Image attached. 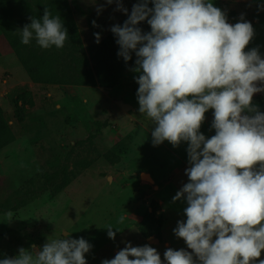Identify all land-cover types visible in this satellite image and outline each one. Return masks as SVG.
<instances>
[{
    "label": "rangeland",
    "instance_id": "1",
    "mask_svg": "<svg viewBox=\"0 0 264 264\" xmlns=\"http://www.w3.org/2000/svg\"><path fill=\"white\" fill-rule=\"evenodd\" d=\"M123 2L130 14L136 0ZM211 2L226 11L231 24L245 14L255 31L245 51L258 47L264 57V10L257 9L264 0ZM104 3L13 0L7 8L19 19L16 42L24 61L9 47L0 27V259L17 255L20 247L34 254L32 245L42 247L47 239L66 238L64 232L93 245L85 254L87 264L114 258L128 241L134 247H155L162 259L169 247L191 251L173 233L177 221L186 220V202H173L172 198L188 182L184 171L188 167L187 143L177 148L167 141L153 146L152 122L138 112V84L133 77L139 73L128 67L115 86L102 84L113 64L122 60L117 55L118 44H108L105 39L111 35L112 25L127 19L113 11L115 4L97 15L96 5ZM45 6L59 8L52 15L60 18L61 9L69 8L74 29H68L62 49H41L34 39L29 45L21 43L20 29L31 22L29 17L41 19ZM94 20L98 26H93ZM139 26L150 31L146 22ZM75 29L78 37H74ZM94 33H100L99 44ZM41 55L54 60L56 74L66 81L32 80L24 62ZM16 87L29 90L34 101L24 121L18 116L24 100L14 94ZM261 95L264 99V93ZM213 111L205 113L200 129L207 138L215 135ZM96 120L104 125L102 132L91 138ZM153 201L164 212L163 242L143 237L136 226L152 209ZM9 212L13 214L11 222L6 221ZM121 215L126 217L122 224L118 223ZM108 225L117 233L115 240L107 235ZM258 259H264V250Z\"/></svg>",
    "mask_w": 264,
    "mask_h": 264
},
{
    "label": "clouds",
    "instance_id": "2",
    "mask_svg": "<svg viewBox=\"0 0 264 264\" xmlns=\"http://www.w3.org/2000/svg\"><path fill=\"white\" fill-rule=\"evenodd\" d=\"M112 4L127 16L110 31L126 65L135 55L129 70L139 73L133 77L138 112L152 122L153 146L187 143L188 182L172 198L186 202V220H178L173 233L191 251L169 247L162 259L155 247L128 241L101 264H264L258 259L264 250V112L253 103L254 94L264 93V57L258 47L245 51L255 35L252 23L244 13L229 23L211 0H136L130 14L123 0H105L97 15ZM29 19L20 29L22 44L65 46L68 30L59 15L45 6L41 19ZM94 36L99 44L100 33ZM210 109L215 135L207 138L200 129ZM12 220L9 212L6 221ZM105 228L115 240L113 226ZM63 235L32 245L34 254L20 247L0 264H87L93 245L72 232Z\"/></svg>",
    "mask_w": 264,
    "mask_h": 264
},
{
    "label": "trees",
    "instance_id": "3",
    "mask_svg": "<svg viewBox=\"0 0 264 264\" xmlns=\"http://www.w3.org/2000/svg\"><path fill=\"white\" fill-rule=\"evenodd\" d=\"M13 0H0V27L4 30V34L9 42V47L16 51L17 55L23 60V51L17 44V36L15 31L19 27V19L15 16L12 11H9L8 6ZM52 13L57 12L59 8L50 7L48 8ZM61 20L63 21L64 27L74 29V22L69 16V8L68 6H64L61 9ZM79 32L75 29L74 37H78ZM106 43L116 42V37L113 33L105 39ZM119 46V45H118ZM49 55H41L37 56L32 61L25 60L24 65L26 70L32 80L35 82H47V81H66L64 78H60L54 69V60L48 57ZM133 59H135V55L133 54ZM132 59V60H133ZM128 61L127 65L125 62L120 60V63L113 64L111 72L109 76L102 80V84L104 86H115L122 76L127 71L130 62ZM14 94L18 95L22 100H24L23 104L18 107V116L20 121H24L26 119L28 110L31 106L34 105V101L31 98V92L24 87H16L14 89ZM262 93H256L253 96V103L259 107L261 112H264V99L261 95ZM28 105V106H27ZM104 123L100 120H96L94 124L95 133L90 136L91 138L99 135L102 132V126ZM8 136V134H5ZM12 141V138L9 139V142ZM4 145V144H1ZM154 205L151 210L145 212L141 221L137 222L136 226L143 237L150 238L154 237L158 239L160 242L164 241V212L161 209L160 205L156 202H152Z\"/></svg>",
    "mask_w": 264,
    "mask_h": 264
},
{
    "label": "water",
    "instance_id": "4",
    "mask_svg": "<svg viewBox=\"0 0 264 264\" xmlns=\"http://www.w3.org/2000/svg\"><path fill=\"white\" fill-rule=\"evenodd\" d=\"M144 176L148 177L147 174H144Z\"/></svg>",
    "mask_w": 264,
    "mask_h": 264
}]
</instances>
